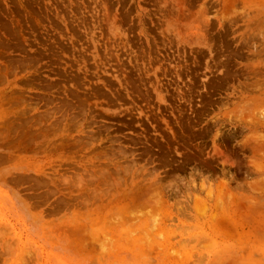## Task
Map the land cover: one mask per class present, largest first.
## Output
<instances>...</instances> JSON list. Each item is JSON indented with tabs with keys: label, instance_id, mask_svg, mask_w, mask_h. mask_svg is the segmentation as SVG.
Listing matches in <instances>:
<instances>
[{
	"label": "rangeland",
	"instance_id": "rangeland-1",
	"mask_svg": "<svg viewBox=\"0 0 264 264\" xmlns=\"http://www.w3.org/2000/svg\"><path fill=\"white\" fill-rule=\"evenodd\" d=\"M0 264H264V0H0Z\"/></svg>",
	"mask_w": 264,
	"mask_h": 264
},
{
	"label": "bare ground",
	"instance_id": "bare-ground-1",
	"mask_svg": "<svg viewBox=\"0 0 264 264\" xmlns=\"http://www.w3.org/2000/svg\"><path fill=\"white\" fill-rule=\"evenodd\" d=\"M4 142H5V141H4ZM30 150H31V149H30ZM120 170H121V169H120ZM120 170H119V171H120ZM119 171H118V172H119ZM91 173H92V172H91ZM100 173H101V172H100ZM111 176H112V175H111ZM120 176H121V175H120ZM124 177H125V176H124ZM75 178H76V177H75ZM108 180H109V179H108ZM110 180H111V179H110ZM72 181H73V180H72ZM86 182H87V181H86ZM86 182H85V183H86ZM125 182H126V181H125ZM123 186H124V185H123ZM142 186H143V185H142ZM97 187H98V186H97ZM102 187H103V186H102ZM128 188H129V187H128ZM132 188H133V187H132ZM132 188H131V189H132ZM136 188H138V187H136ZM139 188H140V187H139ZM151 189H153V188L151 187ZM79 190H80V189H79ZM133 190H134V189H133ZM86 191H87V190H86ZM89 191H90V190H89ZM96 191H97V190H96ZM114 191H115V190H114ZM157 191H158V190H157ZM93 192H94V191H93ZM131 192H132V191H131ZM154 192H155V191H154ZM158 192H159V191H158ZM128 193H129V192H128ZM85 194H86V193H85ZM102 194H103V193H102ZM126 194H127V193H126ZM131 194H132V193H131ZM146 194L149 195V193H146ZM132 195H133V194H132ZM150 195H151V194H150ZM87 197H88V196H87ZM110 197H111V196H110ZM148 197H149V196H148ZM150 197H151V196H150ZM150 197H149V198H150ZM105 198H106V197H105ZM119 198H120V197H119ZM151 198H152V197H151ZM155 198H157V197H155ZM158 198H159V197H158ZM160 198H161V197H160ZM196 198H197V197H196ZM123 199H124V198H123ZM128 199H129V198H128ZM134 199H135V198H134ZM153 199H154V197L152 198V201H153ZM121 200H122V199H121ZM148 200H149V199H148ZM150 200H151V199H150ZM159 200H160V199H159ZM128 201H129V200H128ZM135 201H136V199H135ZM155 201H156V200H155ZM162 201H163V200H162ZM118 202H119V201H118ZM156 202H157V201H156ZM127 203H128V202H127ZM137 203H138V202H137ZM139 203H140V202H139ZM157 203H158V202H157ZM164 203H165V202H164ZM100 204H101V203H100ZM155 204H156V203H155ZM158 204H159V203H158ZM161 204H163V202H162ZM138 205H139V204H137V206H138ZM122 206H123V205H122ZM130 206H131V205H130ZM146 206H147V205H146ZM143 207H144V206H143ZM159 207H160V206H159ZM161 207H162V206H161ZM161 207H160V208H161ZM114 208H115V207H114ZM132 208H133V207H132ZM156 208H158V206H157ZM160 208H159V209H160ZM128 209H129V208H128ZM137 209H138V208H137ZM130 210H131V209H130ZM134 210H135V209H134ZM126 211H127V210H126ZM155 211H156V210H155ZM157 212H158V211H157ZM165 212H166V211H165ZM123 213H124V211H123ZM123 213H122V215H123ZM128 213H131V212L128 211ZM132 213H133V212H132ZM153 213H154V209H153ZM158 213H159V212H158ZM163 213H164V212H163ZM119 214H120V213H119ZM144 214H145V213H144ZM159 214H160V213H159ZM113 215H114V214H113ZM122 215H121V216H122ZM133 215H134V214H133ZM141 215H143V214H141ZM153 215H155V214H153ZM156 215H157V214H156ZM157 216H158V215H157ZM160 216H161V215H160ZM125 217H126V216H124V218H125ZM128 217H129V216H128ZM139 217H141V216H139ZM153 217H154V216H153ZM161 218H162V217H161ZM131 219H132V218H131ZM129 220H130V219H129ZM161 221H162V220H161Z\"/></svg>",
	"mask_w": 264,
	"mask_h": 264
}]
</instances>
